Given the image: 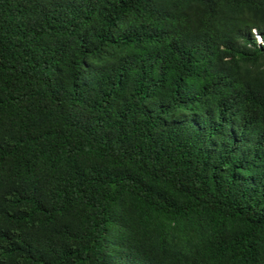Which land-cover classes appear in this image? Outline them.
<instances>
[{"label":"trees","instance_id":"1","mask_svg":"<svg viewBox=\"0 0 264 264\" xmlns=\"http://www.w3.org/2000/svg\"><path fill=\"white\" fill-rule=\"evenodd\" d=\"M0 264H264V0H0Z\"/></svg>","mask_w":264,"mask_h":264},{"label":"rangeland","instance_id":"2","mask_svg":"<svg viewBox=\"0 0 264 264\" xmlns=\"http://www.w3.org/2000/svg\"><path fill=\"white\" fill-rule=\"evenodd\" d=\"M254 37H255L257 43H261L262 42L261 38L258 35H254ZM257 37H259V41H258Z\"/></svg>","mask_w":264,"mask_h":264},{"label":"clouds","instance_id":"3","mask_svg":"<svg viewBox=\"0 0 264 264\" xmlns=\"http://www.w3.org/2000/svg\"><path fill=\"white\" fill-rule=\"evenodd\" d=\"M252 31H253V33H256L257 30L256 29H253ZM257 39L259 41V37H257Z\"/></svg>","mask_w":264,"mask_h":264}]
</instances>
